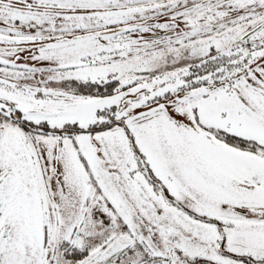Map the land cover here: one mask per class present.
Instances as JSON below:
<instances>
[{
    "label": "snow or ice",
    "instance_id": "snow-or-ice-1",
    "mask_svg": "<svg viewBox=\"0 0 264 264\" xmlns=\"http://www.w3.org/2000/svg\"><path fill=\"white\" fill-rule=\"evenodd\" d=\"M0 264H264V0H0Z\"/></svg>",
    "mask_w": 264,
    "mask_h": 264
}]
</instances>
